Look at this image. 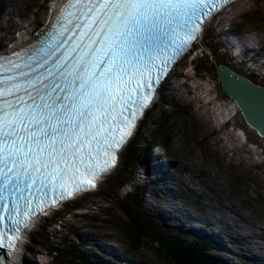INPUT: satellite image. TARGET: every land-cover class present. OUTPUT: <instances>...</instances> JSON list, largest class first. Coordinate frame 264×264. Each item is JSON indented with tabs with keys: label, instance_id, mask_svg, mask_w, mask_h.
Masks as SVG:
<instances>
[{
	"label": "snow or ice",
	"instance_id": "1",
	"mask_svg": "<svg viewBox=\"0 0 264 264\" xmlns=\"http://www.w3.org/2000/svg\"><path fill=\"white\" fill-rule=\"evenodd\" d=\"M232 2L60 0L43 39L0 55V249L96 187L170 68Z\"/></svg>",
	"mask_w": 264,
	"mask_h": 264
},
{
	"label": "rangeland",
	"instance_id": "2",
	"mask_svg": "<svg viewBox=\"0 0 264 264\" xmlns=\"http://www.w3.org/2000/svg\"><path fill=\"white\" fill-rule=\"evenodd\" d=\"M53 1L55 0H7V10L10 13H3L0 17V46L10 47L22 37L21 32H32L35 35L44 25L46 17L51 15ZM256 13L264 15V0L246 1L232 7L230 12L215 20L203 42L175 68V80L169 81L166 86V90L171 93L166 99L172 101L180 111L187 113L189 131H185L182 140L172 143L167 151L151 149L147 134L149 124L144 122L140 125L136 139L142 144L137 146L140 149L137 168L130 170L126 167L122 163L121 153L117 170L99 186L97 193L64 206L61 212L40 222L33 232L28 233L25 239L26 250L23 249L25 254L20 256L21 264H53L56 261L54 257H59L66 264V255L59 250L61 245L77 251L84 264H112L108 256L113 257L115 250L123 253L120 260L129 264H166L161 256L155 255L151 246L130 254L129 243L120 232L125 217L117 206L123 205L121 200L135 190L139 191L143 213L141 217L144 221L146 214L163 229H176L180 235L187 233L191 239L198 241L208 240L207 254L217 264H229L222 260L227 257L231 259L233 255L225 256L224 253L223 257L204 232L193 236L186 228H191L190 223L194 222L196 225H203L200 216L203 209L206 213L215 212L223 202L226 208L236 209L241 218L249 216L264 224V139L259 138L257 132L247 125L235 102L224 94L213 67L224 63L236 73L253 77L259 82L258 86L264 87V66L259 68V63L251 64L255 66L253 68L239 61L244 52L253 55L254 59L264 56V23L256 17ZM217 22H221V25L218 26ZM259 49L263 52L259 53ZM237 52L238 59L234 57ZM213 53L217 62L213 59ZM193 58L203 59L207 73H195ZM263 62L264 58L260 64ZM162 110L163 107L157 101L148 112V117H157ZM155 165H158L157 168ZM187 166L195 172H187ZM164 170L170 175L166 177L163 173H158ZM129 171L132 172L133 179L129 185L120 187V182H115L113 178ZM155 178L176 184L174 192L177 199L172 202V197H167L168 208L177 211V202L186 211L192 208V204L198 205L201 213L199 216L193 215L195 221L185 212L178 215V212L172 214L167 211L165 204L161 202L166 198L163 193L167 189L160 185L153 186L152 189ZM218 196L223 199L219 207ZM197 197L200 200L198 202ZM162 215L172 218L174 222H162ZM196 225L194 224L197 228ZM201 230L204 231V228ZM220 241L231 252V247L222 238ZM105 247L114 251L108 250L107 254L103 251ZM73 262L70 264L76 263Z\"/></svg>",
	"mask_w": 264,
	"mask_h": 264
},
{
	"label": "trees",
	"instance_id": "3",
	"mask_svg": "<svg viewBox=\"0 0 264 264\" xmlns=\"http://www.w3.org/2000/svg\"><path fill=\"white\" fill-rule=\"evenodd\" d=\"M7 12L10 13V11L7 10V0H0V17L3 13ZM256 17L260 18L261 22L264 23V15L262 13H256ZM3 48L4 47L0 46V49ZM213 59L217 62V58L214 53ZM202 60V58H194L192 60L195 73L201 75L207 73ZM220 65L227 66L224 63H218L217 66L213 65L215 75L216 69ZM244 76H246L254 84H259V82L254 80L253 77L247 75ZM158 104L161 105L164 110H162L157 117H148L147 114L141 125L144 122H148L147 124H149L147 134L152 147L151 149L156 148L161 149L162 151H167L171 148L172 143L182 140L181 138L183 134H185V131H189L186 123L187 113L180 111V109H178L172 101L167 99L165 100L160 98ZM135 139L129 143L123 151L122 163H124L130 170L137 168L138 156L140 152V149L137 148V146L139 147L142 144V142H138V140ZM132 175V172L129 171L127 174L124 173L119 177L113 178V180H115V182H120V187H124L130 184L133 179ZM103 196L106 197L105 194H103ZM121 202H123V205L118 204L117 207L122 212L125 219L122 223L120 232L129 243L130 254L139 252L146 246H151L150 248H152L155 255L157 257L161 256L166 264H217L214 261V258L207 254L209 243H205L203 240L198 241L191 239L187 233L180 235L176 229H174L175 232L172 230L168 231L166 228L163 229L157 224V222L153 221L152 218L146 214H144V219L147 222L144 221L141 217L143 213L141 211V201L139 199L138 190L129 193L121 200ZM161 202L164 204L163 201ZM125 203H129V206H127V204L125 206ZM172 222L174 221L172 220ZM173 224L176 225V223ZM59 250L65 253L68 260L66 264H70L73 261H76L75 264H84L81 257L77 255V251L74 249L61 245ZM54 259L56 261L53 264H65L63 260L59 259V257H54ZM109 262L112 264H128L125 261L114 259L113 257L109 258Z\"/></svg>",
	"mask_w": 264,
	"mask_h": 264
},
{
	"label": "bare ground",
	"instance_id": "4",
	"mask_svg": "<svg viewBox=\"0 0 264 264\" xmlns=\"http://www.w3.org/2000/svg\"><path fill=\"white\" fill-rule=\"evenodd\" d=\"M57 2H58L57 0L52 2V9L55 7ZM21 36L22 37H19V40L14 42L12 45H10V47H13V46L20 47L22 45H25L28 41L34 39V34L32 32L28 34L21 32ZM258 51L259 53L263 52L260 49ZM238 52L237 54L234 55L235 58L238 57V54H239ZM241 52H244V51H241ZM249 54L250 53H246V52L241 53L240 57L242 60L239 59V61L242 64H249V65L251 64L255 65L259 63V68H262L264 66V62L260 64V61L264 58V56L262 55L260 56L259 54L260 57L254 59L253 55L250 56ZM251 67L254 68L255 66L251 65ZM252 129L254 130V128ZM260 138L264 139V137L262 136H260ZM156 168L154 169V171L156 170ZM152 171L153 170L151 169V172ZM186 171L192 174L195 172V170H192V168H188V166L186 167ZM147 173H148V169H147ZM158 173H163V175H165L166 177L170 175L168 174L169 172H167V170H164V172L162 171ZM156 185L158 186L160 185L161 188L167 189V190H164V193H163V195L166 196L165 200H161L164 202L167 211L171 212L172 214H175L176 212H178V215H181L183 212H185L187 215H190L191 217H193V220L195 221L194 214L198 215L201 213L198 209L197 204H192V208L189 211H186L183 208L182 204L181 205L179 204V202L175 204L177 208L179 207L177 211L171 207L170 208L167 207V205L169 204V200H167L168 198L172 197V202H173V199H177V194H175L174 192L176 184H170V181L167 180L163 184H160L158 182L156 183ZM218 198H219V201H218V207H219V203H222L223 199L220 196H218ZM182 199H185V198H182ZM196 199H197V202L200 201L198 197ZM172 202H171V205H173ZM226 207L227 206L223 202L218 208V210L215 212L210 211L206 213L205 209H203V212L200 214V216H201V222H203L204 224L196 225V223L194 222V224L197 226L196 228L193 223H190L191 228L190 227L186 228L187 231H189L188 233L189 234L192 233L191 235L193 236L194 235L199 236V234L205 233V235L208 236L209 239L215 244V249L220 251V255L224 253H225V256L226 254L229 256L233 255L231 259L230 258L228 259L227 257L225 258V260H222V262L224 263L225 261H228L229 264H264V224H261L259 222L252 220L249 216H243L244 218H241L242 216L239 215L236 209H231V208L228 209ZM161 218H162V222H165L166 224H168L169 222H172L173 220L172 218L169 219L168 217H165V215H162ZM188 221H191V220L188 219ZM203 228H204V231L201 230ZM201 232H204V233H201ZM220 238H222L226 242V244L231 247L230 249L231 252H229L227 247H225V245L222 244V242L220 241ZM234 248H236L237 250L235 251ZM108 250H111V249L108 247L107 248L105 247L103 251H106L107 253ZM111 251L113 252L114 250H111ZM119 252H117V250L113 252L114 259L120 260L121 259L120 255H124L123 253L120 254ZM222 256L224 257V255ZM17 259H19V257H17ZM121 261H125V260H121Z\"/></svg>",
	"mask_w": 264,
	"mask_h": 264
},
{
	"label": "water",
	"instance_id": "5",
	"mask_svg": "<svg viewBox=\"0 0 264 264\" xmlns=\"http://www.w3.org/2000/svg\"><path fill=\"white\" fill-rule=\"evenodd\" d=\"M33 40L22 46L30 45ZM8 52L0 50V55H7ZM216 75L222 91L235 102L247 125L264 137V87L254 84L225 65L217 67Z\"/></svg>",
	"mask_w": 264,
	"mask_h": 264
}]
</instances>
